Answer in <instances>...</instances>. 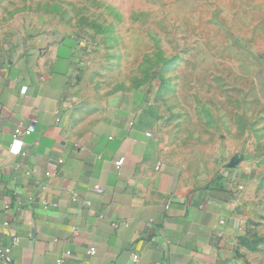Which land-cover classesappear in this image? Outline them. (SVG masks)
Masks as SVG:
<instances>
[{
	"label": "crops",
	"instance_id": "obj_1",
	"mask_svg": "<svg viewBox=\"0 0 264 264\" xmlns=\"http://www.w3.org/2000/svg\"><path fill=\"white\" fill-rule=\"evenodd\" d=\"M74 52L71 39L36 37L0 53V245L20 239L13 264L66 253L64 264H262L244 254L236 202L246 150L219 154L221 184L189 172L144 95L119 94L99 112L77 94ZM32 121L23 154L12 153L14 128Z\"/></svg>",
	"mask_w": 264,
	"mask_h": 264
},
{
	"label": "rangeland",
	"instance_id": "obj_2",
	"mask_svg": "<svg viewBox=\"0 0 264 264\" xmlns=\"http://www.w3.org/2000/svg\"><path fill=\"white\" fill-rule=\"evenodd\" d=\"M261 1L0 0V53L36 37L71 39L77 94L99 112L119 94L144 95L172 157L214 184L219 154L246 150L236 192L242 243L264 264Z\"/></svg>",
	"mask_w": 264,
	"mask_h": 264
},
{
	"label": "built area",
	"instance_id": "obj_3",
	"mask_svg": "<svg viewBox=\"0 0 264 264\" xmlns=\"http://www.w3.org/2000/svg\"><path fill=\"white\" fill-rule=\"evenodd\" d=\"M34 126H35V122L32 121L27 127H23L22 125L18 124L12 133V142L10 145V151L14 154L17 155H22L23 154V148H24V144H23V137L25 136H29L33 131H34ZM59 163H62V161H59ZM123 163V159L118 160L115 165L117 167H120ZM46 176L49 177L50 173H46ZM46 187V185L42 186V189H44ZM242 190V186L238 187V191ZM95 191L97 193H102V191L99 188H95ZM44 206H46V203H43ZM8 207H4L3 210H0V212H3L5 209H7ZM9 220L7 218H5V220L2 222V226L5 229L9 228ZM113 227L116 228L117 225L113 224ZM73 234L76 235L77 230L76 228H72ZM20 243V239L17 238L16 236H10V240L8 242V244H4V245H0V264H13V260H12V251L14 248H16ZM95 249L94 248H90L89 249V253L90 254H94ZM70 256V253H66L64 256H61L60 258H58L54 264H64V261L66 258H68Z\"/></svg>",
	"mask_w": 264,
	"mask_h": 264
}]
</instances>
